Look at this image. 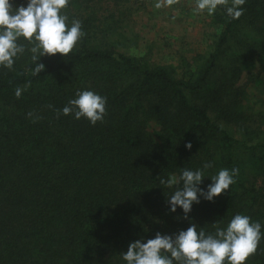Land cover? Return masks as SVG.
<instances>
[{
    "label": "trees",
    "instance_id": "trees-1",
    "mask_svg": "<svg viewBox=\"0 0 264 264\" xmlns=\"http://www.w3.org/2000/svg\"><path fill=\"white\" fill-rule=\"evenodd\" d=\"M90 7L70 0L64 10L86 33L69 57L42 56L37 76L27 51L13 69L0 68V264H126L122 253L135 240L193 223L214 233V223L226 227L236 214L260 222L264 233V131L246 134L247 90L237 85L252 62L264 72V0H246L239 19L218 8L210 15L222 26L214 48L182 70L98 44ZM29 81L18 99L16 88ZM78 90L107 98L104 122L57 118ZM149 121L159 125L154 137ZM234 128L248 137L233 136ZM185 168L204 172L205 190L221 169L239 175L184 219L167 203L175 189L160 181ZM246 264H264V238Z\"/></svg>",
    "mask_w": 264,
    "mask_h": 264
},
{
    "label": "clouds",
    "instance_id": "clouds-1",
    "mask_svg": "<svg viewBox=\"0 0 264 264\" xmlns=\"http://www.w3.org/2000/svg\"><path fill=\"white\" fill-rule=\"evenodd\" d=\"M180 2L156 0L155 8L171 7ZM69 3L70 0H28L26 7H14L11 0H0V68L13 69L16 59L27 51L31 53L32 61L28 71L37 76L45 69V65L38 62L42 56L59 53L69 57L86 35L79 19H73L69 24L64 11ZM245 3L246 0H195L194 11L214 15L218 8H223L228 17L239 19L244 13L242 6ZM30 86L31 81L23 88L17 87L15 96L19 99ZM106 103L107 98L94 91L78 90L75 99H70L62 110H56L57 118L61 114H74L75 119L85 118L95 126L98 121L104 122ZM185 147L190 150L191 142H187ZM210 167L211 162L204 164L205 169ZM238 175V168L221 169L218 174L210 176L212 183L205 190L199 187L203 183L204 172L185 168L179 177L171 175L167 180L161 179L160 183L175 189L167 200L170 211L175 212L180 207L184 219H189L194 203H200L201 197L214 201L230 189ZM213 227L214 233H206L203 229L198 231L194 223L187 230L171 235L157 232L155 238L146 242H131L127 251L122 253V259L126 264H246L256 255L264 238L260 222H253L247 215L236 214L226 227L216 223Z\"/></svg>",
    "mask_w": 264,
    "mask_h": 264
},
{
    "label": "rangeland",
    "instance_id": "rangeland-1",
    "mask_svg": "<svg viewBox=\"0 0 264 264\" xmlns=\"http://www.w3.org/2000/svg\"><path fill=\"white\" fill-rule=\"evenodd\" d=\"M80 1L91 6L85 15L91 9L96 14L100 29L95 34L98 44L107 48L112 45L116 51L153 64H171L180 70L187 68L186 64L197 58V54L206 56L222 30L221 24L215 23L207 12L194 11L195 0H181L160 9L155 8L156 0ZM250 64L251 68L242 69L237 82L247 90L242 109L249 117L248 135L256 127L264 131V72H260L258 63ZM147 130L154 137L159 131L158 123L149 121ZM232 133L238 138L248 137H242L243 132L238 128L232 129Z\"/></svg>",
    "mask_w": 264,
    "mask_h": 264
}]
</instances>
